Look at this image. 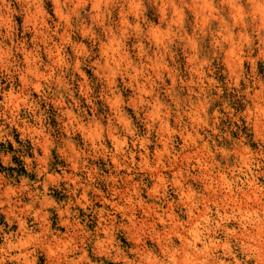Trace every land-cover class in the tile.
<instances>
[{
	"label": "rangeland",
	"instance_id": "1",
	"mask_svg": "<svg viewBox=\"0 0 264 264\" xmlns=\"http://www.w3.org/2000/svg\"><path fill=\"white\" fill-rule=\"evenodd\" d=\"M0 14V264H264V0Z\"/></svg>",
	"mask_w": 264,
	"mask_h": 264
},
{
	"label": "bare ground",
	"instance_id": "2",
	"mask_svg": "<svg viewBox=\"0 0 264 264\" xmlns=\"http://www.w3.org/2000/svg\"><path fill=\"white\" fill-rule=\"evenodd\" d=\"M38 13V12H37ZM29 16V17H28ZM6 17V16H5ZM28 18H32V14L29 12V15H27ZM7 18V17H6ZM27 18V19H28ZM0 21L4 22L5 19L3 18L2 14H0ZM10 29V26L9 28ZM1 49V48H0ZM55 49V48H54ZM46 50V49H45ZM47 53V52H46ZM31 58V57H30ZM25 61L29 63L28 61V56L25 57ZM35 67V66H34ZM30 66H27L26 71L29 73L37 74V68H34ZM25 68V67H24ZM35 88H38V85H35ZM14 99L12 92H8L6 95H4V101L5 103L11 102ZM17 108V106H15ZM243 193V192H242ZM248 200V199H247ZM232 201V200H231ZM257 201V200H256ZM239 207V206H238ZM244 211V210H243ZM188 216L190 218L194 217V223L188 226V230L185 231L187 236H189V239H187L184 235L183 232H179L177 229L178 233V238L181 241V250L182 252H186L188 254V251L190 250L191 253L195 254H211V247H214L216 242L213 240V238H210L209 236L203 237V230H205V227L203 226L202 229H199V225L197 222L199 220H204V214L203 213H198V216L195 217L193 215V211L189 209L188 211ZM242 218V217H241ZM246 219V218H245ZM206 220V219H205ZM258 234V233H255ZM260 234V233H259ZM257 237V236H255ZM259 237V236H258ZM257 237V238H258ZM254 238V237H253ZM158 239V238H157ZM164 240V239H163ZM158 243V242H157ZM162 245V244H161ZM199 245V246H198ZM164 247V246H163ZM260 248V247H259ZM250 251V250H249ZM258 253V251H257ZM260 253V252H259ZM256 254V253H255ZM223 255V254H222Z\"/></svg>",
	"mask_w": 264,
	"mask_h": 264
}]
</instances>
